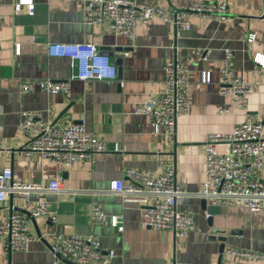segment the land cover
<instances>
[{
  "label": "crops",
  "instance_id": "crops-1",
  "mask_svg": "<svg viewBox=\"0 0 264 264\" xmlns=\"http://www.w3.org/2000/svg\"><path fill=\"white\" fill-rule=\"evenodd\" d=\"M15 1H0V137L4 143L0 171L9 167L15 179L41 185L61 175L63 188L31 194L34 201L48 203V212L31 219L33 238L27 250L6 252V234L0 233V264H53L52 233L96 235L101 257L93 264H218L221 240L209 238L218 229L226 231L220 264H264V257L242 259L229 253L245 249L264 254V210L252 212L207 200L203 205V198L195 194L205 177L207 134L231 132L250 119L264 126V65L254 60L256 54L264 55V0H223L232 15L226 22L193 16L184 28L152 19L138 24L132 36L115 32L107 23H86L83 0H34L32 15L25 7L16 12ZM142 1L169 8L194 0ZM250 33L255 34L252 41H248ZM50 42L96 44L116 64V77L73 80L69 95L22 92V80L70 76V59L50 56ZM226 48L234 51L236 65L255 86L243 107H235L221 93L219 67ZM197 49H205L204 57ZM176 55L190 70V102L189 112L177 118L175 137L169 139L163 127L152 132L148 118L135 114L134 108L163 90L165 65ZM205 71L211 73L209 83L202 81ZM224 107L229 111H221ZM22 111L37 112L44 121L61 127L84 123L108 149L69 168L40 153H26L22 147L28 136L19 125ZM218 150L225 152L227 145L219 144ZM127 167L157 173L174 170L177 186L189 193L178 207L195 216V228L187 236H178L172 228L146 225L139 205L110 191V181L126 180ZM12 204L23 208L22 202L9 197L0 203V219ZM93 204L107 215H122L124 230L112 227L108 218L92 223Z\"/></svg>",
  "mask_w": 264,
  "mask_h": 264
},
{
  "label": "built area",
  "instance_id": "built-area-1",
  "mask_svg": "<svg viewBox=\"0 0 264 264\" xmlns=\"http://www.w3.org/2000/svg\"><path fill=\"white\" fill-rule=\"evenodd\" d=\"M1 1V0H0ZM85 22L88 24L107 23L115 32L132 36L138 24L152 19H160L177 26L188 27V18L197 16L210 18L218 22L232 19L228 4L223 0H194L188 4L174 7H161L142 0H83ZM16 12L24 7L28 14L35 10L34 0H16L13 4ZM255 39V34H248V41ZM50 56L68 57L72 72L64 80L29 79L19 82L22 92L42 90L49 94L71 93L73 80L111 79L117 74V66L111 56L104 53L91 42H50L47 45ZM19 45L16 52L19 53ZM196 53L204 57L205 49ZM254 60L264 65V55L256 54ZM163 90L135 105L134 113L145 115L151 131L157 133L163 127L169 139L176 135V123L179 116L189 112L190 70L176 55L165 65ZM221 93L231 98L235 107L247 103L248 94L255 86L246 80L245 72L234 59V51L226 48L219 67ZM204 83L211 82V73L205 71ZM229 111V107L221 109ZM19 125L28 136L22 148L26 153L37 152L53 162L69 168L71 165L92 153L108 149L105 142L94 136L84 123H73L66 127L44 121L34 111H22ZM219 144L227 145L225 152L218 150ZM4 143L0 137V150ZM205 177L197 196L211 204L243 206L252 212L264 210V126L261 121L246 120L227 133L215 132L206 135L204 140ZM124 179L110 181V191L119 194L125 202L140 206L145 224L155 228H172L180 237L187 236L195 228V216L192 211L180 210L179 205L189 193L177 186L173 169L157 173L152 169L127 167ZM61 175L47 184L27 183L13 177L11 168L0 171V203L10 197L20 201L29 214L18 210L14 204L8 209L4 219H0V233L6 234L3 242L6 252L27 250L33 234L30 230L32 218L48 212V203L34 201L31 194L35 191L62 190ZM92 223L99 224L105 218L119 232L124 230L122 215H107L99 204H93L90 212ZM49 249L53 254V264H93L101 257L100 242L96 235L52 233ZM242 259L264 257V254L245 249H230ZM113 255V251H110ZM109 256V255H108ZM107 256V258H108ZM107 258L104 259L106 262Z\"/></svg>",
  "mask_w": 264,
  "mask_h": 264
},
{
  "label": "water",
  "instance_id": "water-1",
  "mask_svg": "<svg viewBox=\"0 0 264 264\" xmlns=\"http://www.w3.org/2000/svg\"><path fill=\"white\" fill-rule=\"evenodd\" d=\"M202 203H203V205H204V203H206V200L205 199H202ZM18 210H21V211H23L24 213H26V214H29V212L28 211H26L25 209H23V208H19V207H16ZM225 232L226 231H224V230H222V229H218V230H214V232L212 233V235L209 237V238H218L219 240H221V244H220V253H221V255H220V258H219V260H218V264H220L221 263V259H222V254H223V252H224V250H225V237H224V234H225ZM216 234H219V236H221V237H219V236H217ZM69 262V261H68Z\"/></svg>",
  "mask_w": 264,
  "mask_h": 264
}]
</instances>
